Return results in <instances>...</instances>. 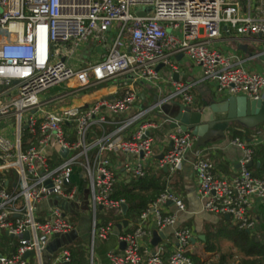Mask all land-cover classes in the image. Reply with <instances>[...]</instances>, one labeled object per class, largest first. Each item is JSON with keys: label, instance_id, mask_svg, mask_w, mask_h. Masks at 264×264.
<instances>
[{"label": "built area", "instance_id": "2783aa9c", "mask_svg": "<svg viewBox=\"0 0 264 264\" xmlns=\"http://www.w3.org/2000/svg\"><path fill=\"white\" fill-rule=\"evenodd\" d=\"M223 25L239 37L257 36L264 53V0H0V249L4 236L15 240L11 252L0 251V264H44L43 251L56 235L70 236L72 218L84 213L91 220L86 264H96L94 241L115 230L98 213H121L125 204L112 197L117 182L141 179L150 166L171 176L191 152L201 210L229 216L238 230H255L252 198L264 203V177L248 170L251 144L230 140L243 157L235 176L221 178L202 150L193 151L192 134L177 126L152 161L155 114L171 100L194 101L190 85L176 81L152 104L140 98L145 85L160 82V66L178 74L173 60L182 56L217 95L264 99V72L214 48ZM91 40L100 53L83 63L79 53ZM113 82L117 96L74 104ZM184 208L165 187L131 229L117 233L124 246L107 253L109 263L194 264L193 230L176 224ZM167 229L174 245L164 258V245L152 240ZM70 261L58 245L47 264Z\"/></svg>", "mask_w": 264, "mask_h": 264}, {"label": "crops", "instance_id": "0c3cea01", "mask_svg": "<svg viewBox=\"0 0 264 264\" xmlns=\"http://www.w3.org/2000/svg\"><path fill=\"white\" fill-rule=\"evenodd\" d=\"M242 5L241 13H245L246 8L244 3ZM213 46L215 49L221 51L224 54H235L245 66L264 72V65L255 58V55L259 52L260 48H262V42L257 36L247 38L239 37L233 33L231 34L225 32V25H223L220 36L213 42ZM99 53V46L96 42L91 40L81 49L79 53V60L83 63L95 61L97 60ZM173 63L178 68L177 80L173 78V74L171 75L167 68L160 66L159 72L162 77L157 86L145 85L144 87V91H146L142 99L144 100V104H152L158 95L162 96L170 92L172 88L171 82L173 81L190 85V94L193 97L194 103H196V105H194L196 108L211 101H220L225 99L215 93L213 83L201 80L200 68L197 65L182 56L175 58ZM120 91L121 89L115 82L108 83L107 85H103L100 89L75 101L74 104L80 105L83 103H89L94 99L104 96H117ZM176 100L180 101L179 98ZM168 104L169 102L164 105ZM171 110H175V107H172ZM153 118L157 122V128L153 129L151 132L154 138L152 161H156V159H159L162 153L166 151L170 145V141L168 139L170 121L164 122V119L168 118L164 112H161L157 115L155 114ZM254 129H250L252 131H250L248 137H242L241 139L250 143L253 148H264V132L262 128L258 131H255ZM224 135L225 136L223 138L214 139L197 150H202L207 155V157L212 160L214 163V172L217 177L231 178L238 173L240 167L239 162L242 159L243 154L237 146L231 144L230 140L232 137L228 130L225 131ZM194 158L195 157L192 152L188 153L181 169L171 176H169L167 171H164L163 169L157 170L153 166L148 167L146 173H156L160 177L164 187L169 188L181 199L185 208L178 214L176 224L177 226H186L193 230L195 241L192 244L191 253H196L200 257L210 259L215 254L205 251L204 241L206 239V235L209 232H216L217 229L226 231L228 227L233 228V225L230 222V219H226L225 216L205 213L201 210V203L196 193L197 178L193 169ZM258 167H260V163L256 164V168ZM259 176H264V174ZM123 181L129 182L130 180L120 179L117 184ZM252 201V215L256 221V228L251 233V235H254L256 240H264V203L255 197L252 198ZM167 210H174V206L172 204L167 205ZM121 213L125 214L126 212L123 213L122 211ZM102 215L103 214H101V217L104 222H111L105 218L106 215ZM123 220L127 221V225L126 227H122L121 230H127L134 226L137 218H123L119 222H111L115 226V230L107 240L100 241L98 243L97 252L95 251L97 258L96 264H110L107 259V253L109 251H119L122 249L121 242L117 240V233L121 231L118 229V225L121 224ZM201 236L204 237L203 240L200 239ZM70 238L71 239H68V241L69 243H72L71 245H73L76 240L74 241V237L72 235ZM12 240V238H9L6 241L12 242ZM72 240L74 242H72ZM158 241L161 242L165 247V253L163 256L166 258L173 249L174 245L172 242V230H165L162 235L159 236ZM86 257L87 248L84 249L83 247L82 256H80L78 259V263L86 264Z\"/></svg>", "mask_w": 264, "mask_h": 264}, {"label": "trees", "instance_id": "16d2710c", "mask_svg": "<svg viewBox=\"0 0 264 264\" xmlns=\"http://www.w3.org/2000/svg\"><path fill=\"white\" fill-rule=\"evenodd\" d=\"M263 126L264 124L256 127L254 130L258 131L263 128ZM227 130L230 132L232 138L238 137L240 139L242 137H248L250 131H252L237 123L231 124ZM257 163H260V167L258 168H256ZM248 170L253 176L260 178L264 177L259 176L264 174L263 147L253 148L251 165L248 166ZM164 189L165 187L156 173H146L143 178L138 180H130L129 182L123 181L115 185L112 197L114 199H123L128 209L125 214L113 211H109L107 213L111 214V218L114 222H119L123 218H138L139 214L147 207V205L152 202ZM220 230L222 229H218V232H220ZM223 232L231 239L230 241L233 243V248H235L239 253V258L232 260V254H229L228 256L220 252V246L214 241L217 233L209 232L204 241L205 251L215 255L210 259H207L200 257L196 253H191L190 256L193 259L194 264H264V240H256L254 235H251L243 230H238L235 226H233V228L228 227L226 231ZM9 238L11 237H3V245L0 249L1 252H11L13 250L15 240L12 238L14 242L13 240L12 242H7L6 240ZM71 244L68 242L67 246H65L71 255V261L66 264H79L78 259L82 256V250H78L77 248V250H75V248H73L74 246ZM217 256L218 258L216 261L212 262Z\"/></svg>", "mask_w": 264, "mask_h": 264}, {"label": "water", "instance_id": "95a60500", "mask_svg": "<svg viewBox=\"0 0 264 264\" xmlns=\"http://www.w3.org/2000/svg\"><path fill=\"white\" fill-rule=\"evenodd\" d=\"M255 58L264 65V53L256 54ZM177 77L178 74H173L175 80H177ZM143 96L144 93L141 94L140 98L143 99ZM194 105L196 103L188 105L178 100H171L168 105L162 106V111L170 119V128L179 126L183 131L190 132L196 139L194 151L214 139L223 138L225 131L233 123L240 124L247 129H254L264 124V99L250 100L245 96L237 95L229 96L220 101H211L197 108ZM172 107H175V110H171ZM63 153L66 154V150H63ZM250 165L251 162L248 166ZM163 170L167 171L166 168H163ZM58 201V198H56V204L65 206L64 202ZM121 207L123 213H125L127 205L123 204ZM225 218L229 219V216L226 215ZM126 225L127 221L123 220L118 225V229L121 230ZM72 235H74V232ZM56 238L58 239L59 236L56 235ZM200 239L203 240L204 237L201 236ZM157 241L158 238L154 235L153 244ZM57 246L56 241L51 242L48 248L43 251L44 264H47L51 253L56 250ZM123 246L124 243L121 242V247L123 248Z\"/></svg>", "mask_w": 264, "mask_h": 264}, {"label": "rangeland", "instance_id": "374dc122", "mask_svg": "<svg viewBox=\"0 0 264 264\" xmlns=\"http://www.w3.org/2000/svg\"><path fill=\"white\" fill-rule=\"evenodd\" d=\"M54 91L55 90H52L51 93ZM101 214H103L102 216L106 215L105 218L107 220L111 221L112 223L114 222V220L111 218V214L107 213V211H105L104 213H98V218H100V219L102 218ZM73 221H74V225L76 227V229L74 231V235L71 234L74 237L73 238L74 241L76 240L75 242L72 240V242H74L73 248H75V250H77V249L82 250L83 247H84V249L88 248L90 245L89 233H90V229H91V220H90L88 213H86V214L84 213V214H81L78 216H74ZM217 232H218V229L214 233H217ZM70 236L62 237V238L58 239V241H57L58 245L67 246V243L69 242L68 239H71ZM230 240L231 239L228 238V235L224 234V232L222 230H220V232H218L217 236L214 238L215 243L220 246V252H222L228 256H229V254L230 255L232 254L231 259L236 260L239 258V253L235 248H233V243ZM99 242L100 241L98 239H96L94 241V249L96 252H97V245ZM217 258H218V256L215 257L212 262H215Z\"/></svg>", "mask_w": 264, "mask_h": 264}]
</instances>
